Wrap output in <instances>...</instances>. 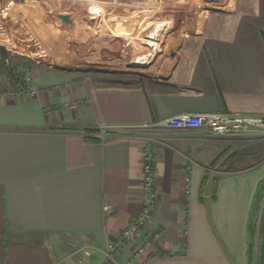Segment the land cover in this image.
Returning <instances> with one entry per match:
<instances>
[{
	"label": "crops",
	"instance_id": "crops-1",
	"mask_svg": "<svg viewBox=\"0 0 264 264\" xmlns=\"http://www.w3.org/2000/svg\"><path fill=\"white\" fill-rule=\"evenodd\" d=\"M224 2L163 0L148 18L161 26L147 30L150 70L129 87L85 83L74 113L45 115L47 98L19 93L0 63V264H107V246L142 210L145 148L160 239L133 264H248L263 139L157 127L184 113L264 116V0ZM139 129L153 131L126 134ZM136 244L108 264H128Z\"/></svg>",
	"mask_w": 264,
	"mask_h": 264
},
{
	"label": "rangeland",
	"instance_id": "rangeland-1",
	"mask_svg": "<svg viewBox=\"0 0 264 264\" xmlns=\"http://www.w3.org/2000/svg\"><path fill=\"white\" fill-rule=\"evenodd\" d=\"M35 1L0 0V45L7 48L12 64L23 67L25 84L37 91V97L25 96L47 98L45 115L77 112L69 106L80 101L78 92L85 83L129 87L150 70L146 35L161 26H153L148 18L163 15V0H150L148 5L147 0H48L50 8L37 6ZM214 3L218 9L226 5L224 0ZM94 8L99 10L96 15ZM138 48L144 62L135 55ZM114 51L121 54L122 62L106 59L103 63L100 55ZM3 60L0 53V63ZM152 131L126 134L144 138ZM259 136L264 141V135ZM259 159H264V153ZM231 161L226 164H236Z\"/></svg>",
	"mask_w": 264,
	"mask_h": 264
},
{
	"label": "built area",
	"instance_id": "built-area-1",
	"mask_svg": "<svg viewBox=\"0 0 264 264\" xmlns=\"http://www.w3.org/2000/svg\"><path fill=\"white\" fill-rule=\"evenodd\" d=\"M26 83V81H25ZM26 94L37 97V91L27 83ZM24 94V95H26ZM80 103L69 106V110H77ZM157 127L168 131L205 130L217 137L242 136L247 134L264 135V116H253L242 113L223 114H190L184 113L165 119ZM155 153L151 148H145L143 158V190L142 210L130 226L124 229L120 236L107 246L106 261L113 263L122 250L133 244L134 250L128 264L135 263L141 256L148 253L160 239V234L151 225L158 214L159 200L156 191ZM187 181H189L187 179ZM107 214L113 212L109 205L104 207ZM86 256L91 253L85 250Z\"/></svg>",
	"mask_w": 264,
	"mask_h": 264
},
{
	"label": "trees",
	"instance_id": "trees-1",
	"mask_svg": "<svg viewBox=\"0 0 264 264\" xmlns=\"http://www.w3.org/2000/svg\"><path fill=\"white\" fill-rule=\"evenodd\" d=\"M3 59L8 79L19 93L26 94L27 85L25 84L23 67L12 64L9 59H5L4 57ZM87 134L93 133L88 132ZM89 141L95 140L89 139ZM220 161L219 159L215 165ZM206 180L202 184L201 193L205 190ZM217 185L218 180L215 181L214 186L217 187ZM247 240L248 264H264V179L259 183L253 200L247 229Z\"/></svg>",
	"mask_w": 264,
	"mask_h": 264
},
{
	"label": "water",
	"instance_id": "water-1",
	"mask_svg": "<svg viewBox=\"0 0 264 264\" xmlns=\"http://www.w3.org/2000/svg\"><path fill=\"white\" fill-rule=\"evenodd\" d=\"M34 4L42 8H50L52 6V3L48 0H38L35 1ZM34 4L30 3V5ZM0 53L4 56V58H8V50L6 47L0 45Z\"/></svg>",
	"mask_w": 264,
	"mask_h": 264
},
{
	"label": "flooded vegetation",
	"instance_id": "flooded-vegetation-1",
	"mask_svg": "<svg viewBox=\"0 0 264 264\" xmlns=\"http://www.w3.org/2000/svg\"><path fill=\"white\" fill-rule=\"evenodd\" d=\"M3 56V55H2ZM4 57V56H3ZM6 59V58H5ZM8 59V58H7Z\"/></svg>",
	"mask_w": 264,
	"mask_h": 264
},
{
	"label": "bare ground",
	"instance_id": "bare-ground-1",
	"mask_svg": "<svg viewBox=\"0 0 264 264\" xmlns=\"http://www.w3.org/2000/svg\"><path fill=\"white\" fill-rule=\"evenodd\" d=\"M46 10V9H45Z\"/></svg>",
	"mask_w": 264,
	"mask_h": 264
}]
</instances>
